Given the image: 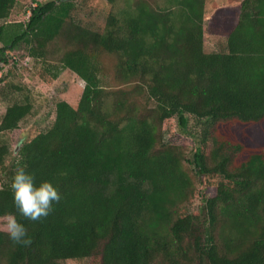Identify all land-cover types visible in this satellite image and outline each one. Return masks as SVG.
<instances>
[{"label": "trees", "instance_id": "16d2710c", "mask_svg": "<svg viewBox=\"0 0 264 264\" xmlns=\"http://www.w3.org/2000/svg\"><path fill=\"white\" fill-rule=\"evenodd\" d=\"M17 1L0 0V70L23 46L45 83L69 69L85 87L77 107L59 101L52 126L13 151L6 135L33 106L6 109L0 215L16 212L17 162L61 199L36 221L16 213L29 244L0 230V264H264V0H241L226 46L209 53L206 0H106L123 6L102 30L77 19L75 0L9 23ZM102 53L117 59L115 87ZM174 120L186 133L194 123L191 158Z\"/></svg>", "mask_w": 264, "mask_h": 264}, {"label": "rangeland", "instance_id": "374dc122", "mask_svg": "<svg viewBox=\"0 0 264 264\" xmlns=\"http://www.w3.org/2000/svg\"><path fill=\"white\" fill-rule=\"evenodd\" d=\"M51 0H18L7 20L9 23L27 22L31 10L38 3ZM241 0H206L205 2V50L213 52L222 50L226 46L227 35L235 27L239 18ZM77 6L74 12L85 25L102 30L111 13L117 12L122 2L109 4L106 0H75ZM3 24V22H0ZM59 44H56V47ZM56 63L57 61H52ZM99 62L104 69V76L115 87V64L117 59L113 54L102 53ZM42 62L29 56L26 49L21 46L10 55V64L0 70V122L9 103L29 100L33 106L30 116L20 123L17 130L7 133L11 151L20 146L26 139L34 137L37 133L49 129L56 115V105L59 101H67L74 107L78 106L83 94L85 82L74 72L65 69L51 84L45 83L38 72ZM189 130L182 132L177 120L173 121L174 142L182 146L186 157H192L194 140L196 138L193 121L189 123ZM199 132V131H198ZM170 136L173 134L168 130ZM15 154L8 157V164L13 161ZM193 179L198 187L199 180L192 172ZM200 198L194 200L192 209H197ZM61 264H90V259L67 260Z\"/></svg>", "mask_w": 264, "mask_h": 264}, {"label": "clouds", "instance_id": "9594fccd", "mask_svg": "<svg viewBox=\"0 0 264 264\" xmlns=\"http://www.w3.org/2000/svg\"><path fill=\"white\" fill-rule=\"evenodd\" d=\"M13 206L16 212H5L0 215V230L17 243L27 245L31 241L27 229L17 219V214L31 221L47 216L55 203L61 199L56 186L49 180L36 182L35 176L28 170L27 164L17 162L9 183Z\"/></svg>", "mask_w": 264, "mask_h": 264}]
</instances>
